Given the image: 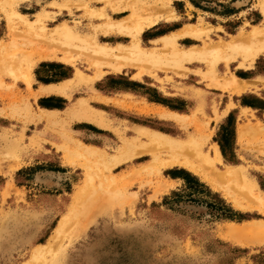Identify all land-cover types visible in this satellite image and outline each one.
I'll list each match as a JSON object with an SVG mask.
<instances>
[{
  "label": "rangeland",
  "instance_id": "obj_1",
  "mask_svg": "<svg viewBox=\"0 0 264 264\" xmlns=\"http://www.w3.org/2000/svg\"><path fill=\"white\" fill-rule=\"evenodd\" d=\"M8 1L7 8L0 6V40L19 41L17 51L35 60L48 48H55V55L37 61L30 86L0 71V264H264L263 236L228 231L264 224V212L237 204L236 199L250 202L234 183L216 175L228 164L242 166L264 193V132H258L264 130V48L248 66L240 64L237 53L228 63L219 59L213 70V59L204 55L155 66L127 58L122 60L128 66L114 72L85 46L58 36H25L16 13L29 20L41 14L45 29L40 32L48 37L57 25L67 24L80 35L87 32L83 37L97 35L99 42L118 46L130 44V36L106 33V23L127 17L129 0ZM142 1L167 4L154 15L159 21L141 33L145 48L166 54L169 48L160 38L187 28L199 32L180 37L181 50L214 47L255 26L264 42V0ZM8 12L14 13L12 21ZM64 55L74 61H62ZM98 60L101 77H95ZM78 68L92 80H77ZM232 76L251 89H223L221 83ZM67 79L74 84L68 96L37 94L43 84ZM80 100L104 115L105 124L72 113ZM156 109L180 113L185 120L162 117ZM243 124L259 129L240 137ZM137 128L179 139L200 133L204 151L216 144L222 162L212 167L199 161L208 178L184 165L163 166L170 154L149 144ZM132 139L137 143L128 151L125 141ZM86 146L97 154L78 152ZM63 217L69 225L54 251L33 257Z\"/></svg>",
  "mask_w": 264,
  "mask_h": 264
},
{
  "label": "bare ground",
  "instance_id": "obj_2",
  "mask_svg": "<svg viewBox=\"0 0 264 264\" xmlns=\"http://www.w3.org/2000/svg\"><path fill=\"white\" fill-rule=\"evenodd\" d=\"M7 5H10L8 0H1L0 6H4V8L5 7L7 8ZM126 7H129L132 9L131 10L132 12L130 11L131 13L127 17L122 18V19H117V20L111 19L106 23V29H105L106 33H110L111 31H117V32L128 34L130 36L131 38L130 44H126V45L119 44L118 46H111V45H108L107 43L105 44V43L99 42L97 35L83 37L86 35L87 32L84 33V35H80L77 31L70 29L67 26V24L57 25L54 32L48 31L49 32L48 34L49 37H48L47 34L45 36L43 32H40V30L45 29L44 26H41L40 24L42 21L41 14H39L37 19L35 20L27 19V17H25L24 14L20 12H17L16 15L20 19L19 23H21L24 30L27 31L26 33H24L25 36L26 34L31 33V32L36 34L37 36L41 35L42 38L47 37L49 39H52L53 37L58 36V38L60 37L62 38V41L64 40L65 42L74 43L75 45L85 46L91 50L92 55L98 56L100 59L102 58L101 59L102 61L106 60V63H108L107 66L113 71H121L125 67V64H126L125 61H123L122 59H127V58L133 59L134 61L141 62V63L148 62L155 66L158 64L178 65L184 62L185 60H191L193 58L202 57L204 55H207L211 59H213L211 63L212 70H213L215 68L216 62L219 59L221 58L226 59L228 63L229 60L237 56V53L241 54L242 56V61L240 64L248 66V63L250 64L254 59H256L258 53L262 51L264 48V42L261 43V40H260L261 39L260 34H263V33H261V30L258 26H255L253 27V30L251 33L249 34L241 33L237 36H233L230 41L220 43L218 45H215L214 47H204L202 49H194L193 47V48H187L186 50L185 49L181 50L177 46L178 39L180 37H183L186 34L193 35V33H196L197 31V30L190 29V30L174 32L172 34L162 36L160 40L162 41L163 46L169 48V51L166 54H164L158 51L156 47L148 49L142 46L140 42L141 40L140 36H141V33L146 28L154 26L159 21L158 19L160 18V15L156 17L154 15L158 14V12H160L162 9H166L167 4L162 3V2L152 3L148 1L147 2L142 1V0H129L128 5ZM143 11L149 12V14L142 16ZM13 14L14 13L12 12H8V17L10 21H12ZM45 31H47V29ZM16 38L15 40H17ZM1 40H0V71H4L5 73L13 76L14 79L21 78L22 80H25V82H27L28 85H31V81L33 79L32 70L34 66L36 65L37 61L40 59L41 60L47 59L55 55L53 53L54 51H52L55 48L53 49L48 48V50H44L47 52H43V53H42V49H40L39 54L41 53L42 54L39 56L37 60H35L33 54H32L33 57L29 58L28 57L29 55L27 56V54L24 55V53H21V51L20 52L17 51L16 47L19 43L18 41L19 39L17 40L18 43H15L16 41L13 43H10V41H12L11 39L8 43L3 42ZM44 40H46V38ZM51 42H53V40ZM49 50H51L52 52H50ZM59 51L60 49L58 50V52ZM36 52L38 53L39 50ZM21 54H23L24 57L22 56L21 58ZM128 55H131V56H128ZM15 56L17 58L16 64L13 63V59ZM61 60L64 62H68V63L69 62L72 63L74 61L73 58L68 55L62 56ZM96 65L98 66V69H97V73L95 77H101L103 75V72L100 69V66L102 64H100L98 60V63ZM75 78L83 82L85 80L86 81L92 80V79H89L85 75V73L79 68L76 71ZM71 83H73L72 79L66 82H63L59 85H54L50 88H45L43 92L49 93L51 91H57V92H62V93L67 94V91L69 90V88L72 85H74V84L71 85ZM221 84H222L221 86L223 89L232 90L237 93L244 92L251 88L250 84H247L245 82H240L235 76H232V78L225 79ZM72 113H74L77 117L82 118V119H92L101 125H104L106 121L104 115H102L97 110H93L85 100H80L78 104L73 108ZM162 116L173 118L178 121L185 120V116L178 114V113H174V112L170 113V112L162 111ZM256 128L259 129V126H256V125L241 126L239 129V135L240 137H242L244 136V133L253 131ZM259 131L264 132V130L262 129L258 130V132ZM138 134L145 135L147 137L149 144L153 146H157L159 148H163L165 149L164 151L170 154V156L167 159H164L162 161L163 166L173 165V164L184 165L201 175H205V177L208 178V176L204 172L203 166L199 164L200 163L199 161H201L202 163H208L212 167H217V164L222 162L223 156H221L220 149L216 144L211 147L210 151L209 150L207 152L204 151V149L206 148L205 147L206 139L200 133L192 134L186 139H179V138L169 136L168 134H165L163 132H155V131L149 130L148 128L147 129L139 128ZM136 143L137 141L135 139H132L131 141L129 140L125 141V149H128V151L131 150V148L135 146ZM12 146L13 144L11 145V147ZM81 151H78V152L82 154H87L88 156H92L93 154H97L98 150L95 151L92 148H89L86 146L85 149L84 150L81 149ZM98 154L104 162L108 161V156L106 153L102 152ZM122 154H123V151H120L119 157ZM247 171L242 166H232L228 164L222 171L216 174L217 180L227 182L228 184L234 183L238 187L239 193H241L242 196H245V198H247L246 201L250 202L249 204H244V202L235 198L237 204H239L241 207L254 206L264 212V195H263L264 193L262 194L261 191H258L257 182L253 180L251 176L248 175ZM205 180H208V179H205ZM107 195H106V199H107ZM80 205H82V203H80ZM93 213L95 212L93 211ZM83 216H85V214ZM67 225H69L68 220L66 217H63L59 221L55 229V234L50 238V240L46 244H43L34 250L33 257L38 259L39 256L45 255L46 252L48 253L53 252L54 248L56 247L55 244L57 243L58 238L60 239L63 236H65L67 232ZM75 227H78V226H75ZM228 231L229 233L235 236H240L242 234H245L244 236L253 235L256 238H259V235L264 237V224L262 223L261 224H247L246 226H243V227L231 226L230 229H228ZM240 241L243 243L244 242L246 243V241L243 240L242 238L240 239ZM36 264H46V263L39 262Z\"/></svg>",
  "mask_w": 264,
  "mask_h": 264
},
{
  "label": "crops",
  "instance_id": "obj_3",
  "mask_svg": "<svg viewBox=\"0 0 264 264\" xmlns=\"http://www.w3.org/2000/svg\"><path fill=\"white\" fill-rule=\"evenodd\" d=\"M185 30H190V28H187V29H185ZM182 31H184V30H182ZM196 32H199V31H196ZM196 33H193V35L192 34H186V35H192V36H197V35H195ZM126 35H128V34H126ZM185 36V35H184ZM126 66H128V65H126ZM125 66V67H126ZM111 71H113V70H111ZM114 72H116V71H114ZM117 72H120V71H117ZM140 74H138V73H136L135 74V76H139ZM236 77V76H235ZM237 78V77H236ZM238 79V78H237ZM69 79H67V80H65L64 82H66V81H68ZM240 82H245V83H247V84H250L249 82H247V81H241L240 79H238ZM63 83V82H62ZM54 85H59V84H57V83H48V84H43V86L44 87H41L40 88V90L37 92V94H47V95H45V96H50V93H52V94H54L53 92H56V93H58V94H63V95H66V96H68V91H67V94H65V93H62V92H57V91H51V92H49V93H45V92H43L44 91V89L45 88H50V87H52V86H54ZM30 86V85H29ZM251 89V88H250ZM250 89H248V90H250ZM58 94H55V95H58ZM162 111H166V112H170V113H173L172 111H168V110H166V109H156L155 110V112L157 113V114H159L160 116H162ZM174 113H177V112H174ZM178 114H180V113H178ZM162 117H164V116H162ZM166 118H168V117H166ZM88 120H90V121H94V120H92V119H88ZM96 122V121H95ZM99 124V123H98ZM101 125V124H100ZM137 131L139 132V128H137Z\"/></svg>",
  "mask_w": 264,
  "mask_h": 264
}]
</instances>
